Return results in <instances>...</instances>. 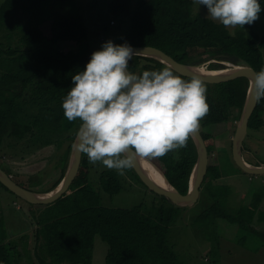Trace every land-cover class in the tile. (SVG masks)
I'll use <instances>...</instances> for the list:
<instances>
[{
    "label": "trees",
    "instance_id": "obj_1",
    "mask_svg": "<svg viewBox=\"0 0 264 264\" xmlns=\"http://www.w3.org/2000/svg\"><path fill=\"white\" fill-rule=\"evenodd\" d=\"M46 1L4 0L0 4V31L11 13L20 12L25 18L22 26L20 21L14 23L15 29L20 31L18 39L8 35V45L0 44V158H23L26 151L53 146L56 161L53 169L59 177L52 184V190L66 172L71 146L80 125L79 120L70 122L66 119L62 102L73 86L72 75L84 70L93 52L85 44L88 42V27L84 16L79 13L48 15ZM56 1L70 3L73 0ZM258 2L264 9V0ZM194 5L193 0H107L105 22L99 25L96 34L100 39L109 34L116 45L127 43L132 47L158 48L185 64L198 66L216 60L250 66L255 72L264 67V36L255 31L253 23L244 25L233 34L222 23L193 13ZM47 21L50 22V33L45 36L40 26ZM62 43L75 47L61 48ZM83 44L85 46L81 47ZM164 66L153 59L133 56L128 71L140 75L143 71L162 70ZM208 68L219 70L224 67L210 63ZM205 85L210 111L200 121V132L209 155L213 136L201 131L202 128L235 124L249 82L246 78H237ZM263 112L264 98L257 103L247 132L262 127ZM17 150L18 154L12 153ZM223 154L221 166L208 165L204 188L202 186L203 190H200L198 199L206 208L204 215L227 219L239 229L255 232L264 246V232L252 224L254 220L264 219L263 214L259 216L262 194H256L245 210L234 215L219 210L218 202L222 198L217 189L209 194L211 184L229 175V171L222 168L231 165L230 162L234 164L225 152ZM195 160V146L189 138L186 147L150 161L184 195L189 189ZM5 167L8 171L1 168L11 176L10 168L6 164ZM124 171L143 183L132 168ZM247 175L254 178V175ZM98 179L99 191H96L90 182L89 160L86 154H82L80 168L69 189L52 204L34 205L44 207L35 216L33 231L34 255L39 264H92L96 236L107 244L104 264H185L168 242L171 225L184 207L175 206L165 196L151 190L155 196L149 204L130 208L105 207L100 194H118L123 181L118 171L110 169L102 171ZM10 245L11 242L0 245V264L18 263L9 260V252L13 249ZM14 249L18 254L22 252L21 248Z\"/></svg>",
    "mask_w": 264,
    "mask_h": 264
},
{
    "label": "rangeland",
    "instance_id": "obj_2",
    "mask_svg": "<svg viewBox=\"0 0 264 264\" xmlns=\"http://www.w3.org/2000/svg\"><path fill=\"white\" fill-rule=\"evenodd\" d=\"M3 1L0 0V4ZM106 1L73 0L70 3H60L56 0H47L45 9L48 15L79 13L82 17L84 16V22L88 27V42L85 44L94 52L100 50L103 43L111 41L109 34L102 37L103 41L96 34L99 25L105 22ZM194 6L193 13L211 18L207 16L206 6ZM258 15L259 18L253 22V26L260 36H264V9L261 8ZM17 21H20L19 25L21 26L24 24L25 18L20 12L11 13L6 22L3 23V28L0 31V44L8 45V35L14 37L15 40L18 39L20 31L14 27V23ZM216 22L220 23L219 21ZM8 24H10L9 27ZM49 28L50 22L48 21L40 26V30L45 36L49 35ZM227 28L231 33H234L241 27ZM64 44H61V48L75 47L73 44L70 46L68 43L66 46ZM85 44L81 47H84ZM262 53L264 55V48ZM210 63H219L225 69L229 67L226 62L216 60L206 62L202 64V67L209 70L210 68L207 66ZM261 118L263 120L262 127L259 130H249L244 141L247 152L244 157L250 164H256V161L264 163V112ZM231 124L223 123L202 128L201 131L213 136L208 165L221 166L220 159L223 158L224 152L230 156L232 138L238 121L233 125ZM14 152L19 153L18 150L12 153ZM54 153L55 148L53 146L33 152L26 151L23 158L18 157L10 160L0 158V165L8 171L5 167L6 164L11 170L13 180L23 184L26 188L46 191L51 189L52 184L59 177L53 167L56 162L53 159ZM56 157L55 155V159ZM230 163L231 165L227 164L222 168L229 171V175L215 181L209 188L211 189L209 194L212 193L213 189H217L222 198L218 202L219 210H225L230 215L237 214L245 210L244 208L253 202L255 195L260 193L263 198L259 208V216L264 215V175L249 178L236 165ZM104 170H108V168L102 162L95 164L89 162L90 182L96 191H99V174ZM130 175L131 173L126 171H124V175H120L123 188L118 194L114 196L105 193L100 194L103 206L130 208L138 204H146V202L149 204L155 195L150 192L145 184L132 179ZM204 181L200 190L204 188ZM43 209L44 207L30 205L22 201L0 186V245L11 242L10 247L13 249L9 252L10 262L39 264L34 255L33 231L36 224L35 216ZM205 213L206 208L198 199V202L193 206L182 208L177 219L171 225L168 242L174 248L181 262L185 264H264V246L255 232L239 229L237 224H231L227 219L207 217L204 215ZM252 224L257 230L264 232V219L262 221L254 220ZM14 248H21L22 252L18 254ZM106 252L107 244L99 236H96L92 264H104ZM20 254L22 255L20 256Z\"/></svg>",
    "mask_w": 264,
    "mask_h": 264
},
{
    "label": "clouds",
    "instance_id": "obj_3",
    "mask_svg": "<svg viewBox=\"0 0 264 264\" xmlns=\"http://www.w3.org/2000/svg\"><path fill=\"white\" fill-rule=\"evenodd\" d=\"M207 7L211 19L243 28L259 18L258 0H193ZM234 34V33H233ZM135 54L127 43L102 44L62 102L68 121H80L74 149L90 163L102 162L124 175L137 160L150 161L187 146L209 113L205 82L198 75L183 79L170 66L159 71H128ZM253 99L264 98V67L253 73Z\"/></svg>",
    "mask_w": 264,
    "mask_h": 264
},
{
    "label": "water",
    "instance_id": "obj_4",
    "mask_svg": "<svg viewBox=\"0 0 264 264\" xmlns=\"http://www.w3.org/2000/svg\"><path fill=\"white\" fill-rule=\"evenodd\" d=\"M132 47V46H131ZM135 54L133 56H140L144 58L153 59L163 65H168L174 72L180 76L190 78L191 75H198L205 83L215 84L231 81L237 78H246L249 82L247 93L242 106V111L238 120V124L235 128V132L232 138L231 155L233 163L244 173L249 175H264V163L250 164L243 158V142L247 136L248 122L253 114L257 102L253 99L250 87L253 81V73L255 70L246 65H234L228 64L227 70L225 68L219 70H211L213 72L225 71L218 74H200L197 70L202 65H191L176 61L171 56L161 51L158 48L151 46H135L132 47ZM204 68V67H202ZM207 70V69H206ZM196 150V160L192 167V171L189 179V189L186 194H181L177 191L167 180L164 173H162L163 179L167 187H162L155 183L148 173L144 170L141 160H137L132 169L135 171L139 179L147 186V188L153 192L159 193L169 199L175 206L189 207L193 206L199 198V190L204 181L208 168V151L203 140L202 134L199 131L197 134L191 137ZM76 142V136L73 140L66 172L60 181V183L52 190L47 192H37L18 185L13 178L8 175L0 167V184L3 185L10 193L21 199L22 201L31 205H48L57 201L71 186L78 170L81 165L82 153L77 152L73 145ZM154 165L151 161H148ZM155 166V165H154Z\"/></svg>",
    "mask_w": 264,
    "mask_h": 264
},
{
    "label": "bare ground",
    "instance_id": "obj_5",
    "mask_svg": "<svg viewBox=\"0 0 264 264\" xmlns=\"http://www.w3.org/2000/svg\"><path fill=\"white\" fill-rule=\"evenodd\" d=\"M197 72L200 73V74L210 75V74L224 73L225 71L213 72V71L206 70L205 68L200 67L197 70ZM141 164H142L144 170L148 173V175L150 176V178L155 183H157L158 185H160L162 187H167L166 184H165V181L163 179L162 173L160 172V170L156 166L152 165L151 163H149L146 160H141Z\"/></svg>",
    "mask_w": 264,
    "mask_h": 264
},
{
    "label": "flooded vegetation",
    "instance_id": "obj_6",
    "mask_svg": "<svg viewBox=\"0 0 264 264\" xmlns=\"http://www.w3.org/2000/svg\"><path fill=\"white\" fill-rule=\"evenodd\" d=\"M245 141V140H244ZM232 146V145H231ZM242 155H243V158L245 159V157H244V154H246L247 152H246V149H245V145H244V142H243V150H242ZM230 156V158H231V160H232V155H231V152H230V154H229ZM246 161V160H245ZM247 162V161H246ZM259 163V161H256V164H258Z\"/></svg>",
    "mask_w": 264,
    "mask_h": 264
}]
</instances>
